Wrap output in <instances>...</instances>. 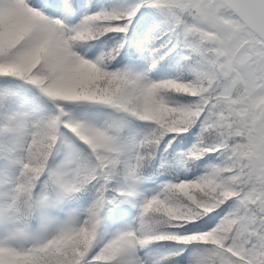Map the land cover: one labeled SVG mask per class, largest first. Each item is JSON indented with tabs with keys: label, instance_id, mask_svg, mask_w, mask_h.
Instances as JSON below:
<instances>
[{
	"label": "snow or ice",
	"instance_id": "6c2138e0",
	"mask_svg": "<svg viewBox=\"0 0 264 264\" xmlns=\"http://www.w3.org/2000/svg\"><path fill=\"white\" fill-rule=\"evenodd\" d=\"M0 264H264V0H0Z\"/></svg>",
	"mask_w": 264,
	"mask_h": 264
}]
</instances>
